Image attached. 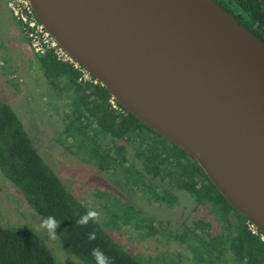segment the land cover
Here are the masks:
<instances>
[{
	"label": "water",
	"instance_id": "95a60500",
	"mask_svg": "<svg viewBox=\"0 0 264 264\" xmlns=\"http://www.w3.org/2000/svg\"><path fill=\"white\" fill-rule=\"evenodd\" d=\"M28 2L112 100L187 154L264 236L262 41L213 0Z\"/></svg>",
	"mask_w": 264,
	"mask_h": 264
},
{
	"label": "trees",
	"instance_id": "16d2710c",
	"mask_svg": "<svg viewBox=\"0 0 264 264\" xmlns=\"http://www.w3.org/2000/svg\"><path fill=\"white\" fill-rule=\"evenodd\" d=\"M213 1L264 43V12L259 0ZM34 64L45 78L49 93L56 91L52 95L54 98L62 94L68 103L71 112L60 135L70 141V149L74 148L87 157L83 162L117 177L115 170L124 167V152L130 147L136 159L141 161L143 173L132 167L124 168L123 179L142 184L145 190L150 185L160 189L153 196L169 206L175 202V196L165 186L187 193L194 202L195 211L206 209L207 215L212 217L210 220L198 219L191 226H184L181 234H168L187 246L196 258V264H216L227 257V251L232 254L233 264H264V243L260 236L251 232L247 220L228 204L187 154L147 128L120 105L116 104L123 113L113 109L111 97L104 87L80 80V73L56 61L51 53L35 55ZM99 136L109 138L115 156H111L110 149L99 142ZM132 171L133 178L129 175ZM0 172L19 190L41 221L54 217L60 223L55 240L68 255L83 264H145L139 256L130 254L115 241L98 220H89L83 226L77 224L82 216L94 210L87 208L65 188L34 147L18 115L1 101ZM146 175L151 180H159L161 186L149 183L145 184L146 188L143 182ZM94 196L99 201V209L109 215L111 225L116 227L121 219L126 225L133 223L137 213L119 197L98 190ZM114 199L118 201L116 207ZM144 222L150 221L139 219L134 222L139 229H147L144 234L151 236L161 232L151 230V222L146 226ZM213 229L216 230L214 233L211 232ZM90 233H95L94 239H89ZM93 250L103 253V257L94 256ZM0 264H55V261L45 241L36 233L0 226Z\"/></svg>",
	"mask_w": 264,
	"mask_h": 264
},
{
	"label": "rangeland",
	"instance_id": "374dc122",
	"mask_svg": "<svg viewBox=\"0 0 264 264\" xmlns=\"http://www.w3.org/2000/svg\"><path fill=\"white\" fill-rule=\"evenodd\" d=\"M0 4L3 7L2 0ZM0 17L4 26H10L9 22L11 23L10 28L13 29L8 28L14 34V38H10L9 32L4 30L7 47L0 51V101L8 104L18 115L34 147L64 183L65 188L87 208L98 212V221L104 230L130 254L139 256L145 264H196V258L187 246L173 240L168 234H181L184 226H191L195 220H210L212 217L207 215L206 209L195 211L194 202L187 193L164 184L166 190L175 196V202L169 206L164 201L158 202L153 196L160 189L150 185L145 190L142 184L123 179L124 168L132 167L143 173L141 161L136 159L135 152L130 147L124 152V167L115 170L117 177L100 172L92 164L83 162L87 157L82 152L73 150L74 148L70 149V141H65L60 135L66 117L71 112L64 96L60 94L54 98L52 95L56 91L49 93L45 78L34 64V54L28 51L23 36L19 35V27L7 9L1 10ZM15 32L20 38H17ZM15 42L18 44L13 47L12 43ZM98 140L105 148L110 149L111 156H115V148L109 138L99 136ZM129 175L132 178L135 176L133 171ZM143 182L144 185L154 183L161 186L159 180H151L148 175ZM97 190L115 195L122 203L133 207L137 213L133 223L126 225L121 223V219L116 227L111 225L109 215L99 209V201L94 196ZM114 201L116 207L118 201ZM139 219L150 221L151 230L158 229L161 232L151 236L144 234L147 229L141 230L134 223L139 222ZM111 221L112 224L115 221L113 215ZM41 224L39 216L30 209L19 190L0 172V226L27 229L36 233L45 241L55 264H83L65 253L59 242ZM144 224L147 225L145 222ZM215 231L213 229L211 232ZM231 259L232 254L227 251V257L216 264H233Z\"/></svg>",
	"mask_w": 264,
	"mask_h": 264
},
{
	"label": "built area",
	"instance_id": "2783aa9c",
	"mask_svg": "<svg viewBox=\"0 0 264 264\" xmlns=\"http://www.w3.org/2000/svg\"><path fill=\"white\" fill-rule=\"evenodd\" d=\"M13 20L19 24L21 33L26 39L32 53L37 56H43L51 53L56 61L71 66L80 73L85 82L98 84L97 80L75 62L51 37L46 29L37 20L28 0H3ZM113 109L123 113L116 105L114 100H110ZM248 227L254 235H259L260 240L264 243V236L258 232L253 225L248 223Z\"/></svg>",
	"mask_w": 264,
	"mask_h": 264
},
{
	"label": "clouds",
	"instance_id": "9594fccd",
	"mask_svg": "<svg viewBox=\"0 0 264 264\" xmlns=\"http://www.w3.org/2000/svg\"><path fill=\"white\" fill-rule=\"evenodd\" d=\"M99 219V213L96 211H89L86 215L82 216L77 224L86 225L89 220L97 221ZM59 222L54 217H48L42 221L41 227H44L48 230L53 239L56 237V229L59 227ZM95 233L89 234V239H94ZM93 255L96 257H103V253L98 250H93ZM104 261L107 262V258L104 257Z\"/></svg>",
	"mask_w": 264,
	"mask_h": 264
},
{
	"label": "crops",
	"instance_id": "0c3cea01",
	"mask_svg": "<svg viewBox=\"0 0 264 264\" xmlns=\"http://www.w3.org/2000/svg\"><path fill=\"white\" fill-rule=\"evenodd\" d=\"M2 2H3V7H2V5L0 4V12H1V10L2 9H7V7H6V5H5V3H4V1L2 0ZM2 8V9H1ZM7 11H8V9H7ZM9 12V11H8ZM9 14H10V12H9ZM10 16H11V14H10ZM12 18V17H11ZM13 20V19H12ZM14 21V20H13ZM15 22V21H14ZM16 23V22H15ZM9 24H10V26H11V23L9 22ZM18 25V24H17ZM10 26H4L2 23H1V17H0V51H2V50H4L6 47H7V45H6V43L4 42V39H5V37L7 36V35H5V32H4V30H6V31H8L9 32V37L10 38H12V36H13V38H14V34H12L13 33V30H12V32H10V30H9V28H10ZM9 27V28H8ZM19 27V26H18ZM10 29H13L12 27L10 28ZM19 35L21 34L22 35V33H21V31H20V28H19ZM16 33V32H15ZM18 35V33H16V36H17V38H20V36ZM23 36V35H22ZM23 40L25 41V43H26V45H27V48H28V51H30L31 53H32V51H31V49H30V47H29V45H28V43H27V41H26V39L23 37ZM12 41V40H11ZM17 42H15V43H12V46L13 47H16L17 46Z\"/></svg>",
	"mask_w": 264,
	"mask_h": 264
}]
</instances>
